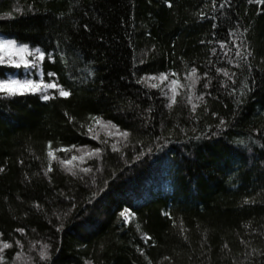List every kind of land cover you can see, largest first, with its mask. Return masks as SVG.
Masks as SVG:
<instances>
[{
	"label": "trees",
	"instance_id": "trees-1",
	"mask_svg": "<svg viewBox=\"0 0 264 264\" xmlns=\"http://www.w3.org/2000/svg\"><path fill=\"white\" fill-rule=\"evenodd\" d=\"M0 37L57 85L0 92V264H264V0H0Z\"/></svg>",
	"mask_w": 264,
	"mask_h": 264
},
{
	"label": "snow or ice",
	"instance_id": "snow-or-ice-1",
	"mask_svg": "<svg viewBox=\"0 0 264 264\" xmlns=\"http://www.w3.org/2000/svg\"><path fill=\"white\" fill-rule=\"evenodd\" d=\"M256 2L259 3V2H261V0H256ZM222 7H223V5H222ZM27 51L28 50L26 47L17 48L14 41H0V53H4V55H7V56L20 54L19 62L15 63L16 67H20L21 64H23V66L25 68L30 66L29 62L27 60H25L24 56H23V54L26 53ZM37 53H38V55L36 58L38 60H43L44 54L39 52V50H37ZM236 54L238 56L241 55V53L239 51H237ZM249 55H250V53H249ZM2 62H4V56L0 55V63H2ZM31 66L34 67L35 65H31ZM171 75H175V74L173 73ZM224 75L227 76L228 73L225 71ZM187 79L191 81V84L189 87L194 88L196 81L199 80V77L196 76V70L195 69H192V71L189 74V76L187 77ZM150 80H159V81L163 82V81L168 80V76L165 74H161L159 77H147V78H145V80L143 82L147 83ZM149 86L152 88H156V87H159V84L151 83ZM172 86L182 87V85H179L178 81H176V80H172L170 82L169 87H170V90L172 92V95L169 97L170 103L168 104V107H172V105L176 103V96L179 95V93L176 91V88L172 87ZM56 87H57V85H55V84L42 85L40 83H35L31 80H25L23 82L16 81V80L0 81V92L7 93L8 95H16V94L22 95V94H24L25 91L36 92V91H41L42 88L46 89V88H56ZM59 94L61 96H64V97H67L69 95V93L63 89L59 90ZM48 98L49 97L47 95L43 96V99H45V100H47ZM187 99H188V103L192 105L193 111H195L198 104L193 103V99H195L196 101L202 102L204 97L203 96H195L194 97L193 95H189ZM94 119H95V122L97 124H102V122L99 119H97V118H94ZM102 126L112 127V128L115 127L114 125H111L110 122L107 125H102ZM90 131H91V129H90ZM112 134H114V133H112ZM120 135L126 138L128 133L123 132V133H120ZM113 148H114V150H117V149H115V146H113ZM57 151H60V150L58 149ZM63 151H70V149H66ZM98 153H99V149H96V150L91 151V152H85L80 157L73 156L70 160H61V161H59V163L61 164V166H65L67 171L73 172V168L79 167L78 164L73 163L74 161L80 160L82 162L84 155H87L89 158H91L93 155H96ZM48 156L52 159H57V157H55L51 148L49 149ZM0 170H2V169H0ZM49 171H51V168H49ZM80 171L87 172V171H89V169L84 168V169H80ZM73 174H75V173L73 172ZM129 215L130 214L127 213L126 211L121 213V216L125 218V221H127ZM9 247H11L10 244L4 243L2 246H0V253H2L4 249H7ZM46 247L47 246H44V249H42L40 252L41 259L47 258ZM3 259H4L3 256L0 255V261H3Z\"/></svg>",
	"mask_w": 264,
	"mask_h": 264
},
{
	"label": "rangeland",
	"instance_id": "rangeland-1",
	"mask_svg": "<svg viewBox=\"0 0 264 264\" xmlns=\"http://www.w3.org/2000/svg\"><path fill=\"white\" fill-rule=\"evenodd\" d=\"M0 41H14V40H8V39H4V38L0 37ZM14 42H15V45L17 48H20V47H26L27 48L28 51L26 53H24L23 56H24V59L29 62L30 66L25 68L23 66V64H21V66L19 68L22 71V75L9 78V80H6V81L16 80V81L23 82L25 80H31L35 83H40L42 85L54 84L52 81L44 80L42 78V76L40 75V71H39V67H38L40 60H38L36 58L38 55L37 51L31 50L26 45H23V44L18 43L16 41H14ZM0 55H3L4 60L6 62L11 63L12 65H15V63L19 62V60H20V54L7 56V55H4V53H0ZM31 65H35V66L33 67ZM51 89H53V88H46V89L42 88L41 91H36V92H39L40 94L45 96V95H49V93H50L49 90H51Z\"/></svg>",
	"mask_w": 264,
	"mask_h": 264
}]
</instances>
